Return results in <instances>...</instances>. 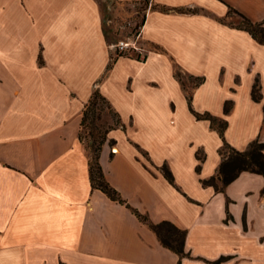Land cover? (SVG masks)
Returning <instances> with one entry per match:
<instances>
[{"label": "crops", "instance_id": "crops-1", "mask_svg": "<svg viewBox=\"0 0 264 264\" xmlns=\"http://www.w3.org/2000/svg\"><path fill=\"white\" fill-rule=\"evenodd\" d=\"M148 2L137 58L114 51L100 0H0V264H264L263 176L215 189L224 142H264V43L228 20L263 21L264 0ZM94 90L121 123L100 151L105 179L185 230L186 256L91 187L78 132ZM193 112L224 120L222 135Z\"/></svg>", "mask_w": 264, "mask_h": 264}, {"label": "trees", "instance_id": "trees-1", "mask_svg": "<svg viewBox=\"0 0 264 264\" xmlns=\"http://www.w3.org/2000/svg\"><path fill=\"white\" fill-rule=\"evenodd\" d=\"M240 17V23L238 26L247 30L253 38L257 41L264 43V20L260 22H251L246 17L238 14ZM117 53V52H116ZM122 55L125 53H117ZM126 55V54H125ZM139 58V57H137ZM110 62L107 67L110 66ZM180 79V77H178ZM200 81V79L198 78ZM251 95L253 99H258V84L257 81L253 84ZM188 103L190 104V95H187ZM102 105H105L110 109L115 118L111 126L106 127L103 131L98 129L95 125V117H98V112L102 109ZM228 105H225L224 111L227 112ZM197 118L207 119L212 126H215L219 133L222 135L223 129L226 126L224 120H219L209 113L199 114L193 112ZM121 125L118 114L112 109L108 100L101 95L98 90H94L90 99L85 104L82 112L80 128L78 132V138L83 144L85 153L87 155L89 180L92 188H97L105 193L111 200L117 201L120 204L126 205L137 216V218L145 223L157 236L160 243L175 252L179 257L186 256L184 251V242L186 231L178 228L173 223L167 220L160 222H152L146 214L139 213L136 209L129 206L125 199H123L120 193L112 187L105 179L101 165L99 163V155L103 143L106 140L107 132L115 127ZM85 138V139H84ZM221 155V162L219 164L218 173L221 181V185L218 188L214 185V177L209 179H203L201 182L204 185H214L216 190L222 191L223 188L234 180L241 171H249L257 173L264 178V142L257 139L252 140L247 148L243 151L236 150L229 146L226 142L219 150ZM200 159V157H198ZM198 169V167H197ZM163 175L173 182L172 175L165 165L161 167ZM260 194L264 197V185L260 190ZM220 257L218 260L224 259Z\"/></svg>", "mask_w": 264, "mask_h": 264}, {"label": "rangeland", "instance_id": "rangeland-1", "mask_svg": "<svg viewBox=\"0 0 264 264\" xmlns=\"http://www.w3.org/2000/svg\"><path fill=\"white\" fill-rule=\"evenodd\" d=\"M102 12H103V25L107 40L110 43H113L115 46L119 41L128 42L130 45L137 47L138 32L140 30V24L142 21L143 11L149 5L148 0H139L137 2H122L117 0H100ZM232 19H228L229 22H240V18L234 14ZM129 46L127 51L118 52L114 48V51L117 53L131 54L132 56L137 55L139 58L140 54L136 53L137 49ZM181 81L185 89L190 91L191 87L196 84L197 80L189 78L184 74H180ZM102 109L97 111L98 117H95V125L98 126V129L103 131L106 127L111 126L114 121L113 112L108 109L105 105H102ZM85 139V138H84ZM257 235V230H254L248 234L249 242H254V236ZM259 262H264V257L258 256Z\"/></svg>", "mask_w": 264, "mask_h": 264}, {"label": "built area", "instance_id": "built-area-1", "mask_svg": "<svg viewBox=\"0 0 264 264\" xmlns=\"http://www.w3.org/2000/svg\"><path fill=\"white\" fill-rule=\"evenodd\" d=\"M129 46L134 47V49H137L136 46L130 45L128 42H125V41H119L118 43L115 44L114 47L118 50V52H124L128 50Z\"/></svg>", "mask_w": 264, "mask_h": 264}]
</instances>
